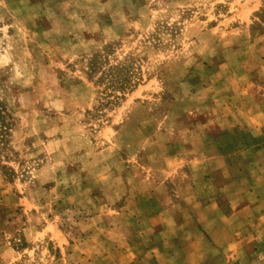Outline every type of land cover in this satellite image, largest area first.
<instances>
[{
  "label": "rangeland",
  "instance_id": "1",
  "mask_svg": "<svg viewBox=\"0 0 264 264\" xmlns=\"http://www.w3.org/2000/svg\"><path fill=\"white\" fill-rule=\"evenodd\" d=\"M0 264H264V0H0Z\"/></svg>",
  "mask_w": 264,
  "mask_h": 264
}]
</instances>
